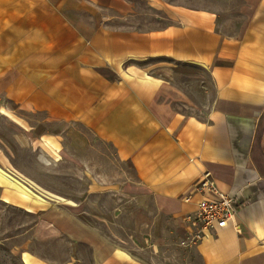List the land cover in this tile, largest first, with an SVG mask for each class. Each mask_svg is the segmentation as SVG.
Masks as SVG:
<instances>
[{
  "label": "crops",
  "instance_id": "1",
  "mask_svg": "<svg viewBox=\"0 0 264 264\" xmlns=\"http://www.w3.org/2000/svg\"><path fill=\"white\" fill-rule=\"evenodd\" d=\"M240 1L231 15L242 22L225 33L217 8L172 0H0V95L85 127L132 166L135 193L182 228L207 180L242 202L235 224L204 231L203 264H264V0ZM165 60L208 74L203 117L177 109L196 105ZM3 165L1 199L30 208ZM65 232L94 264H150L75 218Z\"/></svg>",
  "mask_w": 264,
  "mask_h": 264
},
{
  "label": "rangeland",
  "instance_id": "2",
  "mask_svg": "<svg viewBox=\"0 0 264 264\" xmlns=\"http://www.w3.org/2000/svg\"><path fill=\"white\" fill-rule=\"evenodd\" d=\"M172 1L217 8L225 33L236 32L242 22L231 15L240 0ZM155 20L160 19L149 15L144 22L155 26ZM161 65L175 68L174 84L196 105L177 109L203 117L214 98L208 74L170 60ZM259 136L264 152V118ZM6 159L12 182L30 194L31 207L4 201L0 190V264H94L92 248L65 232L72 218L150 264H203L197 251L201 225L182 228L160 214L150 196L135 193L132 166L82 125L55 123L0 95V172L7 171Z\"/></svg>",
  "mask_w": 264,
  "mask_h": 264
},
{
  "label": "built area",
  "instance_id": "3",
  "mask_svg": "<svg viewBox=\"0 0 264 264\" xmlns=\"http://www.w3.org/2000/svg\"><path fill=\"white\" fill-rule=\"evenodd\" d=\"M204 188H208V191L204 194L197 213L187 218L186 225L192 230L201 225V232L204 233L207 230L226 228L235 224L242 202L219 192L211 181L204 182L202 189Z\"/></svg>",
  "mask_w": 264,
  "mask_h": 264
}]
</instances>
